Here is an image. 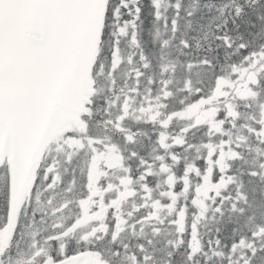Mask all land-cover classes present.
I'll return each instance as SVG.
<instances>
[{
	"label": "snow or ice",
	"instance_id": "snow-or-ice-1",
	"mask_svg": "<svg viewBox=\"0 0 264 264\" xmlns=\"http://www.w3.org/2000/svg\"><path fill=\"white\" fill-rule=\"evenodd\" d=\"M0 264H264V0H0Z\"/></svg>",
	"mask_w": 264,
	"mask_h": 264
}]
</instances>
